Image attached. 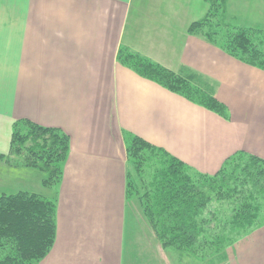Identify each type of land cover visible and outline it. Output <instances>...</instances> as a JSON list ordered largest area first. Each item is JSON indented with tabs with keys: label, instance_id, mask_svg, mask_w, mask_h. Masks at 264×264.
<instances>
[{
	"label": "crops",
	"instance_id": "1",
	"mask_svg": "<svg viewBox=\"0 0 264 264\" xmlns=\"http://www.w3.org/2000/svg\"><path fill=\"white\" fill-rule=\"evenodd\" d=\"M207 11L204 0H0V192L33 190L42 180L7 156L13 124L69 138L52 196L55 242L40 264H175L126 198L131 136L202 174L240 151L264 159V72L188 33ZM119 48L203 76L229 120L120 65ZM263 234L212 264H248ZM243 247L249 252L238 254Z\"/></svg>",
	"mask_w": 264,
	"mask_h": 264
},
{
	"label": "trees",
	"instance_id": "2",
	"mask_svg": "<svg viewBox=\"0 0 264 264\" xmlns=\"http://www.w3.org/2000/svg\"><path fill=\"white\" fill-rule=\"evenodd\" d=\"M204 1L207 14L193 22L188 33L264 71V31L231 25L227 0ZM117 62L225 118L226 107L215 99L212 87L195 88V74L182 76L125 48H119ZM68 151L69 138L59 130L28 121L13 124L7 156L20 158L23 167L46 173L44 187L60 184ZM150 157L158 160L159 166L144 179L143 162ZM126 163V198L137 202L160 246L207 259L232 245L239 239L236 236L257 227L264 213V160L254 155L237 152L215 174H202L131 136ZM213 203L227 204L223 211L229 212L228 217L219 219L211 210ZM215 228L222 232H211ZM55 237L54 199L48 201L27 191L0 195V264H39L51 251Z\"/></svg>",
	"mask_w": 264,
	"mask_h": 264
},
{
	"label": "rangeland",
	"instance_id": "3",
	"mask_svg": "<svg viewBox=\"0 0 264 264\" xmlns=\"http://www.w3.org/2000/svg\"><path fill=\"white\" fill-rule=\"evenodd\" d=\"M230 7L236 16L232 17V15L229 14L228 9H230ZM226 11H227V14L229 15V17L231 18V21H230L231 25L242 26V27L244 26L246 28H258V29H262L264 31V0H242V1L241 0H227ZM243 64H245V63H243ZM245 65H247V64H245ZM247 66H249V65H247ZM185 69L186 70L183 73H181L182 76H185V75L188 76V72L196 75L194 80H193V83H195V85H196V87H195L196 89H199V88H197V86L200 87V89L203 87L205 88V86L211 87L209 81L205 80V78L203 76L193 72L190 69H187V68H185ZM256 69H258V68H256ZM261 71H263V70H261ZM224 107H226V106H224ZM226 110L227 111L225 113V118H223V119L229 120L230 115H229V111H228L227 107H226ZM240 152H244V151H240ZM68 153H69V151H68ZM245 153H247V152H245ZM248 154H250V153H248ZM67 156H68V154H67ZM10 157H13V160L14 159H18V160L20 159L18 157L11 156V155H10ZM256 157H258V156H256ZM258 158H260V157H258ZM66 159H67V157H66ZM13 160H7L8 164H12ZM158 166H159L158 160L155 159L153 161L152 157H150L149 161L143 162L142 170L144 169L143 170V172L145 174L144 179H148V175L151 174L152 172H154V169ZM63 168H64V166H63ZM38 174H39V177H41L42 179L47 178V174L44 172L39 171V173L36 174L37 177H38ZM62 178H63V173H62ZM62 178H61V181H62ZM61 181H60V183H61ZM56 188H57L56 185L44 187L42 185V180H41L40 183L38 185H36V187H34L33 190L32 189L31 190H29V189L23 190L22 189L21 191L34 192L37 195H39L40 197H42L43 199L50 201L55 196L54 192H55ZM16 189H13V190L7 189L2 193L0 192V195L5 193V192L7 194L16 193V192H18V191H15ZM52 196H53V198H52ZM54 200L56 201V205H57V200L56 199H54ZM133 203L137 204V202L136 201L134 202V200H133ZM226 206H227V204L213 203L211 210L214 212L215 215L218 216L219 219H221V217H223V216H225L223 218V219H225L228 217L227 215L229 214V212L223 211L226 209ZM230 209H231V206H229V211H230ZM212 229H210L209 232ZM263 230H264V213L261 214L260 219H259V225L257 227H255L253 230H251L249 233H247L245 235L241 234L243 236H241V235L236 236L239 239H237V241H235L232 245L226 247L222 252L208 257L207 259L199 258V257H197V255H195L194 253H191L190 251L175 250L174 248L164 247L162 245H161V249L163 251H166V252L171 251L176 255L177 260H175V264H212L213 260L215 258L223 255L224 252L227 251V249L228 250H229V248L230 249L232 248L231 250L235 249L236 246H238L240 243H242L243 240H245L249 236H252L253 234L259 233L260 231H263ZM211 232L221 233L222 231H221V229L215 228ZM243 249H245V248L243 247V248L238 249V254L245 255L249 252V250L243 251ZM245 261L248 264L249 263L250 264H264V243L259 242L258 247L254 251H252V254L250 256H248ZM40 263H41V261H40Z\"/></svg>",
	"mask_w": 264,
	"mask_h": 264
}]
</instances>
